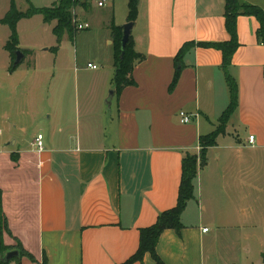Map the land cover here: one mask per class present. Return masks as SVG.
<instances>
[{
    "label": "crops",
    "instance_id": "0c3cea01",
    "mask_svg": "<svg viewBox=\"0 0 264 264\" xmlns=\"http://www.w3.org/2000/svg\"><path fill=\"white\" fill-rule=\"evenodd\" d=\"M83 1L86 6L72 14L76 25L87 28L72 40L64 34L53 52L56 22L44 23L39 15L22 19L19 48L32 52L20 64L26 74H17L20 65L9 71L7 52L0 64L2 241L34 259L22 256L20 264H42L43 258L46 264H156L148 252L131 261L140 231L176 206L183 158L198 156L199 139L216 130L229 105L221 52L197 45L229 41L225 0H137L130 36L142 59L132 70L134 84L119 94L112 83V29L129 23L127 0L119 17L116 0L101 7ZM32 21L52 34L55 45L36 51L23 42L22 24ZM258 27L253 16L236 18L239 45L228 73L237 86V106L198 167L193 199L180 217L182 231L165 230L158 238L155 251L163 264H263L264 45L256 39ZM82 35L105 47L88 59L87 66H97L88 78L76 68ZM67 37L76 43L67 44ZM189 43L195 45L171 87L175 58ZM41 87L46 122L36 134L43 137L38 152L36 136L25 135L37 112L31 93ZM18 90L24 99L15 96ZM107 90L114 91L109 104ZM180 111L196 117L180 124Z\"/></svg>",
    "mask_w": 264,
    "mask_h": 264
},
{
    "label": "trees",
    "instance_id": "16d2710c",
    "mask_svg": "<svg viewBox=\"0 0 264 264\" xmlns=\"http://www.w3.org/2000/svg\"><path fill=\"white\" fill-rule=\"evenodd\" d=\"M27 4L25 11L21 12L17 9L15 0H10L9 9L4 17L0 20V24L6 26L9 30V37L3 49L9 54L10 67L9 71H14L23 60L15 65L16 51H21L24 56L31 55L28 50L19 48V40L17 33V23L22 19H30L33 16L39 15L44 23L56 22L52 29V34L56 39V47L52 49L56 52L64 34H67L72 40L74 34L78 31L76 28V20L72 14V10L80 5L86 6V2L80 0H60L48 8H36L30 0H23ZM137 0H127V21L133 23L137 17ZM238 15L253 16L259 27L256 30L257 41L264 45V10L256 5L241 4L238 0H225V27L230 36L228 42L219 44H197L200 47H213L219 50L222 54V68L225 74V80L229 89L230 101L227 109L221 115L219 124L214 132L199 139L200 151L198 156L186 155L182 160L181 181L178 191V199L176 206L168 211H165L157 217L155 224L149 228L140 231V245L138 252L131 261L139 259L145 252H148L156 264H163L156 254L155 247L157 245L160 234L165 230H173L176 234H180L183 225L180 222L181 214L183 213L188 201L193 199V180L197 175L198 167H203L206 163V151L209 147L215 145L216 139L220 134L225 132L226 124L237 106V86L234 80L228 73V67L231 63V58L235 50L238 48L236 34V18ZM113 46H114V66L115 73L113 77V88L116 94H119L125 87L134 84L132 79V70L137 61L142 59V56L134 51L131 36L123 50L121 51L122 28L113 27ZM194 43L183 45L175 58L176 71L171 83L173 87L176 83L179 69L182 67V59L185 53L194 46ZM264 78V68H263ZM1 217V210H0ZM17 250L19 255L11 261L5 263L3 256L9 251ZM25 256L33 261V257L23 251L20 246L14 248L7 247L3 244L1 237L0 224V264H20V257ZM131 263V262H130ZM46 264V259L43 258V263ZM264 264V257H263Z\"/></svg>",
    "mask_w": 264,
    "mask_h": 264
},
{
    "label": "rangeland",
    "instance_id": "374dc122",
    "mask_svg": "<svg viewBox=\"0 0 264 264\" xmlns=\"http://www.w3.org/2000/svg\"><path fill=\"white\" fill-rule=\"evenodd\" d=\"M50 0H32L33 4L36 7H40L42 5H44L45 3H48ZM81 1V0H80ZM125 1L126 0H116V13H117V17L121 15L125 14ZM244 1H252V0H238L239 5L241 4H249L247 2ZM31 2V1H30ZM94 3L97 2V0H93ZM254 2L256 3H260V6H258L259 8H261L263 10L264 7V0H254ZM9 4H10V0H0V16H2L5 11L9 8ZM254 5V4H252ZM259 5V4H257ZM256 5V6H257ZM16 7L19 11L23 12L26 10L27 8V4L23 1V0H18L16 2ZM77 8V6L75 7V9ZM104 13V11L100 12L99 14L102 15ZM22 36H23V42L27 45L32 46L36 51L40 50V45H44V44H49L52 43L50 45H55L54 37L52 36V34H50L48 31H46L40 22H36V21H32V22H28V23H23L22 24ZM9 34V30L7 27L4 26H0V64L1 62H3L5 55H6V51L2 48V44L4 43L6 37L5 35ZM84 36L82 35L81 38L78 40L77 43V48L76 51L78 52V57H79V62L76 65V68L79 71V75H82L83 77H89L90 74H92V69L87 67V61L88 59H90L92 57V55L97 52L100 51V54L102 55L105 47L104 45H102L101 43V48L100 47H96V44L94 41H89L86 40L85 38H83ZM67 44H74L76 43V40L74 42L71 41L68 37L65 39ZM66 44V43H65ZM63 46V45H62ZM67 46V45H64ZM93 65V64H91ZM97 67V66H96ZM1 69V66H0ZM26 67L25 64H22L19 66V69L17 71V74H26ZM44 74H48V73H44ZM45 84V83H44ZM39 85V84H38ZM22 90V89H21ZM21 90L16 91L15 96L18 97H22V93L23 92ZM110 90V89H109ZM109 90H107V95L106 97H108L109 95ZM46 89H44L43 87L36 89V90H32L31 93V100L33 103V108L35 110H37V112H34V116L32 118V123H30V128L27 130V133L25 135V137H35L37 133H43L42 127L45 124V116L44 114V95H45ZM22 99H24V97H22ZM43 99V101H42ZM106 100V98H105ZM104 100V101H105ZM105 110L108 112L109 111V106L107 104H105L104 106ZM72 114V120L73 122H75L74 120V114L73 111H71ZM27 119V118H26Z\"/></svg>",
    "mask_w": 264,
    "mask_h": 264
},
{
    "label": "built area",
    "instance_id": "2783aa9c",
    "mask_svg": "<svg viewBox=\"0 0 264 264\" xmlns=\"http://www.w3.org/2000/svg\"><path fill=\"white\" fill-rule=\"evenodd\" d=\"M60 1V0H58ZM97 5L99 7H101L104 3L105 0H97ZM76 28L78 31H81L85 28H87V25H76ZM88 68H91L92 70H95L97 67L95 65H91V64H88L87 66ZM177 117H178V120H179V123L180 124H189L192 122L193 118L196 117L194 115H191V114H188L186 112H183V111H180L178 114H177ZM254 142V137L253 136H249L248 137V143L249 145H252ZM33 145L36 147V150L38 152H42L43 151V137L41 134L37 135L36 138L34 139V142H33ZM206 231V230H204Z\"/></svg>",
    "mask_w": 264,
    "mask_h": 264
},
{
    "label": "water",
    "instance_id": "95a60500",
    "mask_svg": "<svg viewBox=\"0 0 264 264\" xmlns=\"http://www.w3.org/2000/svg\"><path fill=\"white\" fill-rule=\"evenodd\" d=\"M133 27V23H127L123 26L122 28V39H121V51L123 54V50L128 42V39L130 37V32L131 29ZM23 59V54L20 51H16V58H15V65H18L20 63V61ZM114 91H109V95H108V104L110 103L112 97H113ZM19 255L17 250H13V251H9L7 253H5V255L3 256V261L5 263L11 261L13 258H17Z\"/></svg>",
    "mask_w": 264,
    "mask_h": 264
}]
</instances>
